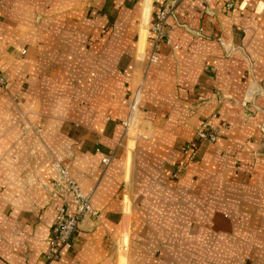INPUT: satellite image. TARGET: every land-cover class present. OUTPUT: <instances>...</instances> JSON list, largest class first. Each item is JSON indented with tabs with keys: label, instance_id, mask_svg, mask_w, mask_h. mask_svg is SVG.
Segmentation results:
<instances>
[{
	"label": "crops",
	"instance_id": "0c3cea01",
	"mask_svg": "<svg viewBox=\"0 0 264 264\" xmlns=\"http://www.w3.org/2000/svg\"><path fill=\"white\" fill-rule=\"evenodd\" d=\"M226 1L0 0V264H46L54 164L98 216L49 264H264V0ZM171 2V45L149 64ZM138 89L154 137L131 156ZM205 121L214 144L195 136ZM188 142L197 155L174 180Z\"/></svg>",
	"mask_w": 264,
	"mask_h": 264
},
{
	"label": "built area",
	"instance_id": "2783aa9c",
	"mask_svg": "<svg viewBox=\"0 0 264 264\" xmlns=\"http://www.w3.org/2000/svg\"><path fill=\"white\" fill-rule=\"evenodd\" d=\"M239 0H227L225 2V10L231 11L236 8ZM247 0H241L245 2ZM240 3V5H241ZM175 4L173 2L165 4L160 11L154 16L149 28V39L151 43L147 62L154 64L158 61V51L161 42L171 45V41L166 31L167 20L173 16ZM176 48V47H174ZM3 79L0 75V85ZM140 102V89H138L131 97L130 116L123 122L124 127L129 126L132 114L137 110ZM196 138L200 141L214 142L217 138V131L210 127L206 122L202 123L196 130ZM143 139H150L151 134L139 135ZM195 146L186 145L182 150L183 160L178 164V171L184 168L185 164L190 163L195 157ZM112 156H104L101 163L104 167L108 166ZM58 170L54 186L62 192V205L58 208L55 216V223L52 230L53 240L49 244L46 252V264L58 261L62 256L64 249L71 247V238L79 230L78 224L86 217L97 218L98 214L94 212L90 205V195H85L77 183L71 178L67 169L59 164H54ZM69 205L73 207V213H68ZM95 228H97L95 226Z\"/></svg>",
	"mask_w": 264,
	"mask_h": 264
},
{
	"label": "rangeland",
	"instance_id": "374dc122",
	"mask_svg": "<svg viewBox=\"0 0 264 264\" xmlns=\"http://www.w3.org/2000/svg\"><path fill=\"white\" fill-rule=\"evenodd\" d=\"M0 75H1V77H2V79H3V84L2 85H0V90L1 91H4V92H6V85H7V81H6V79H5V77L3 76V73H2V71H1V68H0ZM130 102H131V97L129 98V100H128V103H127V107H128V114H127V116H126V118L124 119V120H126V119H128V117L130 116ZM139 107H140V102H139V105H138V107H137V110L132 114V116H131V119H130V121H129V126L126 128V127H124V136H125V140H126V143H127V151H128V153L132 156V154L134 153V151H135V148H134V141H136L137 139H143V138H141L139 135L141 134V135H147L148 133H150L151 134V138L150 139H144V140H151L153 137H154V135H153V128L151 127V125H149V124H144V122L138 117V113H139ZM123 120V121H124ZM207 124H208V122L207 121H205ZM202 123H204V122H202ZM201 123V124H202ZM200 124V125H201ZM144 125H146V126H144ZM199 125V126H200ZM199 126L196 128V130L199 128ZM213 128V127H212ZM216 131H217V134H218V129L217 128H214ZM196 130H195V133H196ZM35 132H38V129H36L35 130ZM196 136V135H195ZM200 142H205V143H207V144H214L215 143V141L214 142H212V143H210V142H207V141H200ZM120 144V143H119ZM193 143L192 142H188V143H186L185 144V146L186 145H192ZM194 146H195V149H196V153H195V157H196V155H197V151H198V148H197V145L196 144H193ZM119 146L120 145H118V148H119ZM195 157L193 158V160L190 162V163H192L194 160H195ZM183 160V157H182V159L176 164V167H175V170H174V173H173V178H174V180H177V179H179L180 178V176L184 173V171L186 170V168H187V166L190 164V163H188V164H185L184 165V168H182L181 170H179L178 171V164L181 162ZM127 173H129V172H127ZM56 179V178H55ZM54 179V180H55ZM54 184V181H53V183H52V185ZM128 228H123V230H122V232H121V234H120V238H119V240L118 241H121V238H122V236L123 235H125V234H128ZM125 249H126V246L125 247H121L119 244L117 245V250H118V254H123L124 255V253H125Z\"/></svg>",
	"mask_w": 264,
	"mask_h": 264
},
{
	"label": "water",
	"instance_id": "95a60500",
	"mask_svg": "<svg viewBox=\"0 0 264 264\" xmlns=\"http://www.w3.org/2000/svg\"><path fill=\"white\" fill-rule=\"evenodd\" d=\"M79 229H85L87 228L88 230L94 229L95 225L93 224V220L91 217H86L80 223L78 224Z\"/></svg>",
	"mask_w": 264,
	"mask_h": 264
}]
</instances>
